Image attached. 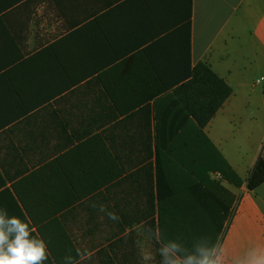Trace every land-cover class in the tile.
Listing matches in <instances>:
<instances>
[{"label": "crops", "instance_id": "0c3cea01", "mask_svg": "<svg viewBox=\"0 0 264 264\" xmlns=\"http://www.w3.org/2000/svg\"><path fill=\"white\" fill-rule=\"evenodd\" d=\"M200 63L233 90L203 131L176 95ZM263 75L264 0H0V215L27 218L65 264H158V159L189 177L174 165L199 159L203 132L242 171ZM215 180L231 208L210 256L247 264L264 253V184Z\"/></svg>", "mask_w": 264, "mask_h": 264}, {"label": "trees", "instance_id": "16d2710c", "mask_svg": "<svg viewBox=\"0 0 264 264\" xmlns=\"http://www.w3.org/2000/svg\"><path fill=\"white\" fill-rule=\"evenodd\" d=\"M232 92V88L218 77L208 65L200 63L193 70L191 82L180 88L176 95L188 110L186 111L187 116H190L196 122L197 127L203 131L232 95ZM201 137V139H206L203 132H201ZM205 141L209 142L207 139ZM171 151L173 150L169 152ZM212 151L215 154L206 150L201 143L199 146V159H195L194 164L191 162L185 163L184 160H181L180 167L189 176L183 180H167L163 171H161V161L158 159L156 163L157 196L153 195L152 201L153 205L157 202L159 207V225H156V219L154 218L156 212L154 211L149 231L155 246L159 250L162 251L170 247L169 249L177 254L173 252L175 256L169 251L167 253L162 252L163 255L158 256L161 259L158 264H167L168 259L178 258L183 262L190 256L199 259L202 258L201 250L211 255L217 245L224 224L229 218L231 205L224 195L226 190L221 182L215 179L212 180L209 173H218L221 175V180L237 186L241 185V181L237 177L235 181L232 180L231 167L223 168L222 165L225 162L216 151ZM225 169H228V171L226 172ZM245 182L250 191H255L264 184V158L259 157L257 159ZM167 199L169 206L165 209L162 203ZM180 201L186 203L184 212L188 209L191 211L194 209V217L192 214L190 217L192 222L201 221L199 226L196 227L194 223L180 226L176 207L172 210V205L177 204V202L180 203ZM195 215L196 220H194ZM168 218H172V220L165 222ZM188 220L191 221L189 218ZM210 236L212 238L207 239ZM47 246L50 248L49 245ZM51 255L54 254L51 253ZM74 262L76 261H67L66 264ZM45 264L65 263L49 256Z\"/></svg>", "mask_w": 264, "mask_h": 264}, {"label": "clouds", "instance_id": "9594fccd", "mask_svg": "<svg viewBox=\"0 0 264 264\" xmlns=\"http://www.w3.org/2000/svg\"><path fill=\"white\" fill-rule=\"evenodd\" d=\"M109 216L113 220L118 219L113 213ZM33 231L27 218L0 215V264H45L50 253L43 239L34 236ZM168 251L167 248L162 250L163 253ZM201 257L198 259L190 256L183 262L168 259L167 264H221L219 257L213 259L203 250ZM247 264H264V253L253 250L249 253Z\"/></svg>", "mask_w": 264, "mask_h": 264}, {"label": "rangeland", "instance_id": "374dc122", "mask_svg": "<svg viewBox=\"0 0 264 264\" xmlns=\"http://www.w3.org/2000/svg\"><path fill=\"white\" fill-rule=\"evenodd\" d=\"M264 76V75H263ZM260 77H258V79H259ZM251 80V82H250V86H253V85H255L256 83V81L257 80H254V79H250ZM263 82H261V85H258V86H256V89L254 90V94L252 95L254 98H259L260 97V95H262V93L264 92V79H261ZM244 114H246L245 116L244 115H242L241 116V118H243L244 120H245V125L247 126V117H252V116H256L257 118H258V122H257V128H255V130H254V137L255 136H257L256 135V133H257V131H258V128H260V129H262L263 127H264V117H262V115H264V111L262 112V111H254V108L252 107L251 108V111H247V112H244ZM233 128H234V131H237L238 133H241V131H243L244 129H245V126L243 125H240V123L237 121V120H234L233 121V123H232V125H231ZM253 137V134H249V138L251 139V141H249V142H251L249 145H247L246 146V143H249V142H246L245 144H243L242 145V147L240 148L239 147V149H237V151H239V153H241L242 154V158H239V159H242V161H243V164L241 165V168H242V166L244 167L243 169H242V171H240V172H238L237 173V170L236 169H234L232 166H234V167H238V165H237V163L235 162V161H232L231 160V158H230V156H229V154H228V151H226V148H222V149H220L219 147H215L214 145H210L209 144V142H207V141H205L206 139H202V144H203V147H205V149L206 150H208V151H211V152H213L212 150H214V151H216L218 154H219V156L223 159V161L225 162L223 165H222V167L223 168H229V167H231V169H232V174H233V181H235V178L237 177V179L238 180H242V181H246V179H247V177H248V175H249V172L251 171V169H250V171H248V173L245 175V166L247 165V164H249L248 162H249V160L251 159V157H252V155H253V153H254V151L256 150L255 148H257V146L259 145V143H260V141H258V140H256V138H254ZM258 138H260V135L259 136H257ZM214 154H215V152H213ZM224 153L225 154H227L226 155V157L224 156ZM228 156V157H227ZM258 156L259 157H262V156H264V140H263V143H262V145L260 146V149H259V152H258ZM258 157V158H259ZM227 158H228V160H227ZM200 161H201V157H200ZM230 162V163H229ZM239 163V162H238ZM232 166H231V165ZM175 167L177 166L178 167V171L180 172V170H181V167L179 166V165H174ZM241 170V169H240ZM225 171L227 172L228 171V169H225ZM218 173H213V172H210L209 173V176H210V178L212 179V180H214V179H216V176H218V177H220L221 178V175L220 174H218ZM222 183V182H221ZM262 186V185H261ZM262 189H264V186L262 187ZM258 195H261V192H259L258 193ZM186 204V203H185ZM185 204H184V202H182V201H180V203L179 202H177V204H174V205H172V210H173V208L174 207H176V214L178 215V218H179V224H180V226L181 225H183L184 226V224H186V225H190L191 223H194L195 224V226L197 227V226H199L200 225V223H201V221L199 222V221H197L196 223L195 222H192V220H191V217H190V215L192 214V216L194 217V213H193V211H194V209H192V211L191 210H187V211H185L184 212V210H185ZM191 212V213H190ZM188 218L191 220V221H189L188 220ZM172 220V218H168L166 221L167 222H169V221H171ZM194 220H196V215H195V219ZM211 229V228H210ZM212 236V235H211ZM208 237L207 239H211L212 237ZM219 239V238H218ZM219 245V244H218ZM217 246V245H216ZM215 249V248H214Z\"/></svg>", "mask_w": 264, "mask_h": 264}]
</instances>
